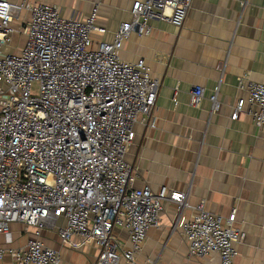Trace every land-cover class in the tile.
<instances>
[{"label":"built area","instance_id":"2783aa9c","mask_svg":"<svg viewBox=\"0 0 264 264\" xmlns=\"http://www.w3.org/2000/svg\"><path fill=\"white\" fill-rule=\"evenodd\" d=\"M132 1V20L109 42L97 9L67 18L56 5L0 0V234L13 223L35 229L25 245L1 248L0 264L6 256L11 264H63L59 250L43 240L44 230L62 245L98 246L94 264H140L148 232L161 225L169 202L175 227L190 212L182 222L190 256L215 253L220 264H238L244 233L236 208L222 217L203 200L191 204L188 190L134 185L125 154L134 125L143 115L152 118L160 81L143 58H122L123 43L133 32L149 34L151 19L182 27L193 0ZM17 33L26 36L20 51L11 47ZM239 88L249 95L239 98L232 118L247 112L264 128V83L243 75ZM219 89L210 97L213 111ZM203 97L195 86L191 105Z\"/></svg>","mask_w":264,"mask_h":264},{"label":"crops","instance_id":"0c3cea01","mask_svg":"<svg viewBox=\"0 0 264 264\" xmlns=\"http://www.w3.org/2000/svg\"><path fill=\"white\" fill-rule=\"evenodd\" d=\"M29 1L56 5L67 18H86L97 9L96 21L107 28L104 39L109 42L133 17L132 0ZM148 24L151 32H133L121 51L128 61L143 58L160 81L152 118L143 115L134 125L125 154L134 167V185L188 190L191 204L203 200L209 212L222 217L236 208L237 226L244 233L236 260L264 264V128L247 112L232 118L239 98L249 95L239 88V78L248 75L264 83V0H193L182 27L158 19ZM218 85L220 107L213 111L210 97ZM195 86L204 89L199 106L190 103ZM175 213V205L166 203L161 225L149 230L138 262L220 264L215 253L189 255L182 222L190 212L177 227ZM34 232L13 223L10 233L0 234V249L23 246ZM43 240L61 252L63 264H94L99 254L93 243L63 246L50 230L43 231ZM11 262L6 256L2 264Z\"/></svg>","mask_w":264,"mask_h":264},{"label":"rangeland","instance_id":"374dc122","mask_svg":"<svg viewBox=\"0 0 264 264\" xmlns=\"http://www.w3.org/2000/svg\"><path fill=\"white\" fill-rule=\"evenodd\" d=\"M25 40H26V36L25 35H23L21 33H17L13 37V41L11 43V47L13 49H15V50L20 51V48L25 44ZM36 88H37V86L34 87V89H36ZM63 246H66V247L70 248L68 245H63ZM60 254H61V252H60ZM61 257H62V254H61Z\"/></svg>","mask_w":264,"mask_h":264}]
</instances>
